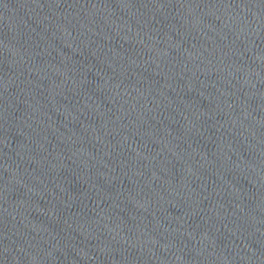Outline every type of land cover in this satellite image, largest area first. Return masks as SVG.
I'll use <instances>...</instances> for the list:
<instances>
[{
	"label": "water",
	"instance_id": "1",
	"mask_svg": "<svg viewBox=\"0 0 264 264\" xmlns=\"http://www.w3.org/2000/svg\"><path fill=\"white\" fill-rule=\"evenodd\" d=\"M0 264H264V0H0Z\"/></svg>",
	"mask_w": 264,
	"mask_h": 264
}]
</instances>
